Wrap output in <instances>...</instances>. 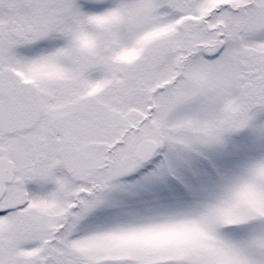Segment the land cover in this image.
<instances>
[{"label": "snow or ice", "instance_id": "snow-or-ice-1", "mask_svg": "<svg viewBox=\"0 0 264 264\" xmlns=\"http://www.w3.org/2000/svg\"><path fill=\"white\" fill-rule=\"evenodd\" d=\"M0 264H264V0H0Z\"/></svg>", "mask_w": 264, "mask_h": 264}]
</instances>
